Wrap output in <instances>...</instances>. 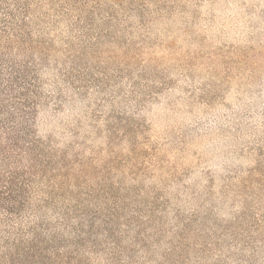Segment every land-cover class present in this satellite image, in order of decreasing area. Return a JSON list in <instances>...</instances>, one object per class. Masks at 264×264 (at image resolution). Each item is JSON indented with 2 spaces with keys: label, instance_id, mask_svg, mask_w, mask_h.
<instances>
[{
  "label": "rangeland",
  "instance_id": "1",
  "mask_svg": "<svg viewBox=\"0 0 264 264\" xmlns=\"http://www.w3.org/2000/svg\"><path fill=\"white\" fill-rule=\"evenodd\" d=\"M0 21V264H264V0Z\"/></svg>",
  "mask_w": 264,
  "mask_h": 264
},
{
  "label": "trees",
  "instance_id": "2",
  "mask_svg": "<svg viewBox=\"0 0 264 264\" xmlns=\"http://www.w3.org/2000/svg\"><path fill=\"white\" fill-rule=\"evenodd\" d=\"M1 22V21H0ZM4 80H3V78L2 77H0V85L2 84V82H3ZM2 107V105H1V103H0V108ZM4 187H6V185L5 186H3V181H1V184H0V189H3ZM12 189V183L8 186V187H6V190H8V191H5V192H9V190H11ZM1 193H2V191H0V199H1ZM0 206H1V202H0Z\"/></svg>",
  "mask_w": 264,
  "mask_h": 264
}]
</instances>
